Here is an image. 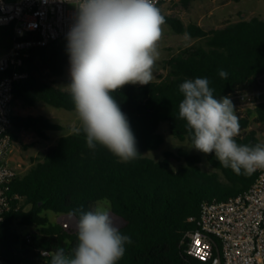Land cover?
Returning <instances> with one entry per match:
<instances>
[{
	"label": "trees",
	"instance_id": "trees-1",
	"mask_svg": "<svg viewBox=\"0 0 264 264\" xmlns=\"http://www.w3.org/2000/svg\"><path fill=\"white\" fill-rule=\"evenodd\" d=\"M192 1L181 3L188 6ZM165 19L175 32L202 39L204 45L186 48L171 58L166 79L143 86L126 85L113 93L128 117L142 155L128 163L120 162L99 145L95 151L89 149L83 132L64 135L49 146L43 158H36L29 171L10 186V195L18 198L0 223V257L8 264H50V257L45 258L41 252H54L59 247L70 253L78 243L76 231L50 222L42 213L51 210L70 214L80 207L88 211L101 200L110 201L113 213L125 222L121 233L132 240L117 264H203L187 253L183 242L186 233L196 228L188 219L199 216L203 203L246 192L257 173L236 175L222 167L214 154H209L208 160L215 172L204 171L201 157L187 152H183L186 164L177 170L171 167V153L160 161L144 154L163 145L165 138L159 133L163 123L169 125L175 138L191 142L185 121L178 118V105L183 99L179 85L185 80L207 78L216 98L259 88L258 79L264 75V20L242 19L206 30L194 24L185 26L174 17ZM14 42V26L0 25V51L10 49ZM67 43L63 38L29 50L20 68L28 77L15 84V102L27 106L45 103L75 111L70 93L51 84L44 75L65 74L70 64ZM221 69L228 73L227 79L219 76ZM4 75L0 72V79ZM251 115L264 124V102L247 117L238 116L241 131L248 128ZM13 125L14 140L22 131L48 139L47 131L62 129L44 116L32 115H15ZM236 139L240 144H260L253 130ZM18 226L36 227L38 232L23 234Z\"/></svg>",
	"mask_w": 264,
	"mask_h": 264
},
{
	"label": "clouds",
	"instance_id": "clouds-1",
	"mask_svg": "<svg viewBox=\"0 0 264 264\" xmlns=\"http://www.w3.org/2000/svg\"><path fill=\"white\" fill-rule=\"evenodd\" d=\"M74 22L67 33L71 82L67 85L86 145L107 149L120 162L142 154L128 117L113 93L126 85H149L160 59L165 16L154 0H76ZM186 41L191 37L184 34ZM227 79L228 73L219 70ZM183 99L178 118L185 121L192 148L214 154L225 169L251 176L264 170V144H240V122L229 96H214L207 78L187 79L179 85ZM78 243L66 253L62 247L42 253L50 264H117L131 244L109 209H73Z\"/></svg>",
	"mask_w": 264,
	"mask_h": 264
},
{
	"label": "built area",
	"instance_id": "built-area-1",
	"mask_svg": "<svg viewBox=\"0 0 264 264\" xmlns=\"http://www.w3.org/2000/svg\"><path fill=\"white\" fill-rule=\"evenodd\" d=\"M177 0H154L157 7ZM76 0H0V25L14 26L15 42L0 51V223L17 196L10 186L19 174L9 160L14 114V86L26 79L21 71L29 50L67 37L74 22ZM259 88L228 95L238 116L247 115L264 102V75ZM251 188L224 201L203 203L196 225L184 237L187 253L203 264H264V170H257ZM66 226V225H65ZM31 242L30 236H27ZM48 251H42L46 253ZM44 256V255H43ZM0 264H8L0 257Z\"/></svg>",
	"mask_w": 264,
	"mask_h": 264
},
{
	"label": "rangeland",
	"instance_id": "rangeland-1",
	"mask_svg": "<svg viewBox=\"0 0 264 264\" xmlns=\"http://www.w3.org/2000/svg\"><path fill=\"white\" fill-rule=\"evenodd\" d=\"M158 8H160L164 16L177 18L185 26L194 24L206 30L222 28L229 23H234L242 19L251 20L253 18H259L264 20V0H193L188 6L183 5L181 0H177ZM200 45H204V40L191 37L190 40L186 41L184 34L175 32L170 25L165 24L163 39L160 42L161 56L154 69L153 81L166 79L170 71L168 61L171 58L177 56L186 48ZM44 75L51 84L69 92L67 85L71 82L70 64L67 66L63 76L53 77L48 72H45ZM262 89H264V85ZM14 114L19 116H44L62 126L61 130L47 131L48 139H41L31 131H22L18 134L19 139L15 141L13 158L19 174L27 173L34 164V160L36 158L42 159V153L49 146L56 144L59 138L73 133L74 128L80 127V122L75 111L55 108L45 103L27 106L22 102L16 101L14 103ZM247 116L248 114L243 115L241 118ZM248 119V128L243 131L240 130V134L253 130L256 132V137L259 139L260 144H264V124L257 122L254 115L249 116ZM159 133L165 138L163 145L157 150L145 152V157L160 161L164 159L166 153H171L173 154L170 158L171 167L177 170L186 164L183 152H187L191 155L201 157L202 161L200 166L204 171H216L210 164L208 155L192 148L190 141H181L175 138L171 134L167 123H163L160 126ZM97 205L110 210L113 220L119 228L125 224L122 218L113 213L110 201H97L92 209ZM42 215L47 217L52 223L61 224L66 229L76 231L75 220L70 214L47 210ZM18 228L23 234L38 232L36 227L18 226Z\"/></svg>",
	"mask_w": 264,
	"mask_h": 264
},
{
	"label": "crops",
	"instance_id": "crops-1",
	"mask_svg": "<svg viewBox=\"0 0 264 264\" xmlns=\"http://www.w3.org/2000/svg\"><path fill=\"white\" fill-rule=\"evenodd\" d=\"M14 140V139H13ZM15 141L16 140H14V145H15ZM13 145V149H12V152L10 153V155H9V160H10V162L12 163V164H15L16 162H15V160H14V158H13V154H14V150H15V146Z\"/></svg>",
	"mask_w": 264,
	"mask_h": 264
}]
</instances>
